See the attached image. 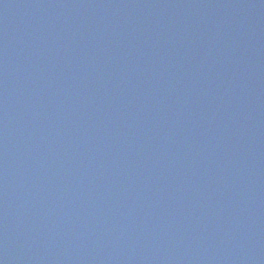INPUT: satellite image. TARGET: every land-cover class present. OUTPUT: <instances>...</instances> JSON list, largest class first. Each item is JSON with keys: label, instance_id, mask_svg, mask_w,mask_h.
I'll return each mask as SVG.
<instances>
[{"label": "water", "instance_id": "1", "mask_svg": "<svg viewBox=\"0 0 264 264\" xmlns=\"http://www.w3.org/2000/svg\"><path fill=\"white\" fill-rule=\"evenodd\" d=\"M181 1L0 0V264H264V16Z\"/></svg>", "mask_w": 264, "mask_h": 264}]
</instances>
